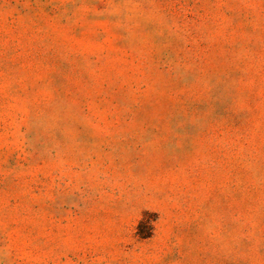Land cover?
Returning a JSON list of instances; mask_svg holds the SVG:
<instances>
[{
  "label": "rangeland",
  "instance_id": "rangeland-1",
  "mask_svg": "<svg viewBox=\"0 0 264 264\" xmlns=\"http://www.w3.org/2000/svg\"><path fill=\"white\" fill-rule=\"evenodd\" d=\"M0 264H264V0H0Z\"/></svg>",
  "mask_w": 264,
  "mask_h": 264
}]
</instances>
